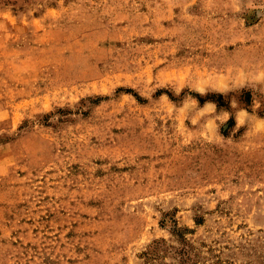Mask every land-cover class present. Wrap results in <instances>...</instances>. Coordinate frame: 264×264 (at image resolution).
<instances>
[{
  "label": "rangeland",
  "instance_id": "1",
  "mask_svg": "<svg viewBox=\"0 0 264 264\" xmlns=\"http://www.w3.org/2000/svg\"><path fill=\"white\" fill-rule=\"evenodd\" d=\"M0 264H264V0H0Z\"/></svg>",
  "mask_w": 264,
  "mask_h": 264
},
{
  "label": "trees",
  "instance_id": "2",
  "mask_svg": "<svg viewBox=\"0 0 264 264\" xmlns=\"http://www.w3.org/2000/svg\"><path fill=\"white\" fill-rule=\"evenodd\" d=\"M180 232V233H179ZM177 236L181 239H182V242H184L183 244L186 245L185 243V238H183V235H182V232H181V229L180 228H177L176 232ZM166 241L165 240H156L154 241L152 244H151V247L152 249H150L151 247H149V249L144 253V255L147 257V258H155V256H157V249H159V244L160 243H165ZM175 254L177 255H180L183 257V260H185L186 258L189 257V251L186 249V247L182 246L179 250H176L174 252Z\"/></svg>",
  "mask_w": 264,
  "mask_h": 264
}]
</instances>
